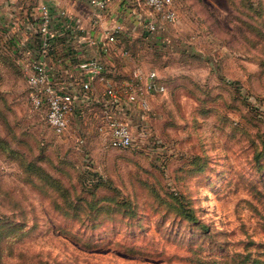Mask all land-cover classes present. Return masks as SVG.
<instances>
[{
	"label": "rangeland",
	"instance_id": "1",
	"mask_svg": "<svg viewBox=\"0 0 264 264\" xmlns=\"http://www.w3.org/2000/svg\"><path fill=\"white\" fill-rule=\"evenodd\" d=\"M174 2L166 35L141 36L165 90L125 148L95 132L96 104L53 132L0 47V264H264V0ZM13 151L62 180L78 209L23 178ZM91 175L111 186L92 189ZM93 191L108 196L98 210Z\"/></svg>",
	"mask_w": 264,
	"mask_h": 264
},
{
	"label": "crops",
	"instance_id": "2",
	"mask_svg": "<svg viewBox=\"0 0 264 264\" xmlns=\"http://www.w3.org/2000/svg\"><path fill=\"white\" fill-rule=\"evenodd\" d=\"M40 4H46L49 8V29L53 33L45 58L50 64L52 74L69 83L76 91L78 88L74 84H78L76 79L81 76L76 67L77 61L93 56L103 59L109 75L120 84L126 76L138 69L152 68L142 60L144 42L141 36L144 35L143 39L156 42L166 35L160 26L158 38L143 34V26L151 17L145 0H108L104 9L95 7L89 0H0V47L8 48L12 53L16 50V57L14 54L13 56L20 66L18 56L21 52L19 53L18 49L34 52L35 56L38 51L39 39L36 29L40 17ZM115 25H120L122 30L118 32L115 42L110 43L109 51L102 53L98 41L105 38L106 29H111ZM89 36L91 42L86 39ZM122 49H127L128 53L123 54ZM147 66L149 68H146ZM156 93L158 92H150L147 95L151 110L160 96ZM101 97L102 85L93 80L92 90L85 98L87 100L77 98L75 115L86 113L89 105L98 106ZM140 112L137 103H128L122 113L132 126L138 127L139 124L145 125L146 122L145 119H140ZM97 123L96 120L93 125L96 133ZM95 132L91 130V134Z\"/></svg>",
	"mask_w": 264,
	"mask_h": 264
},
{
	"label": "built area",
	"instance_id": "3",
	"mask_svg": "<svg viewBox=\"0 0 264 264\" xmlns=\"http://www.w3.org/2000/svg\"><path fill=\"white\" fill-rule=\"evenodd\" d=\"M99 9H104L108 0H89ZM146 6L151 11L150 19L145 22L142 31L147 36H158L159 23L174 21L177 9L174 0H145ZM40 17L36 29L39 35V46L36 56L29 50L19 51L18 58L28 84L29 98L34 109H42L48 126L57 134L63 133L68 125L71 115L77 108V98L85 99L92 90V81L102 85V100H98L97 128L106 139L108 145L113 147H127L132 144L133 133L131 123L123 114L128 103H137L141 111L149 109L150 92H162L164 84L155 69H138L126 76L122 83L109 75L108 67L99 57H88L76 62V67L81 76L76 79L78 91L69 83L55 77L45 55L50 46L53 33L49 29L50 13L46 4H40ZM120 25L106 29L105 38L99 40L102 53H107L110 43L115 42L116 36L121 31ZM91 42V37H86ZM94 42V39H92ZM18 45V44H17ZM127 54L126 49H122ZM87 100V99H85Z\"/></svg>",
	"mask_w": 264,
	"mask_h": 264
},
{
	"label": "trees",
	"instance_id": "4",
	"mask_svg": "<svg viewBox=\"0 0 264 264\" xmlns=\"http://www.w3.org/2000/svg\"><path fill=\"white\" fill-rule=\"evenodd\" d=\"M237 31L244 33L243 29H237ZM228 32H230V31H228ZM143 34L146 35L145 32H143ZM244 34H246V33H244ZM37 37L39 39L38 34H37ZM256 40H257V43L259 44L260 48L264 49V41L261 40L260 37H257ZM255 45H256V42H255ZM38 46H39V43H38ZM15 53H16V50H14V53H13L16 57ZM121 148H125V147H121ZM13 152L17 154L16 157H17L18 162H19L20 171H21L22 175H24L23 178L26 177V174L31 173L30 176H27L28 180L34 181V182L36 181L37 182V183L35 182L36 184L42 185L45 188L50 187V188L54 189L58 193V195H60L59 197H61V199H62V201L61 200L56 201V206H58L61 211H63V212L67 211V214H69V212L71 210L74 212L78 209L79 204L72 201L71 196H73V195L70 196V194L72 193L71 189H69L67 186H65L64 183L62 182V180H60V179L56 178V176L50 174L46 168H44L42 165L36 163V160L31 159V158H26V155L22 154L21 152H18V151H13ZM88 180L91 181V183H89V184L93 185L92 187H94L92 189H97L99 186H103V187L104 186H111L110 184L105 183L104 179L100 176L96 177V176L91 175V178L88 177ZM106 199H108V196L97 195L96 191L95 192L93 191L92 198H91V205H93V208L95 210H98L100 205H98L97 202L99 200L102 201V200H106ZM87 201L89 202L90 199H88ZM175 202H176L175 204L178 206V209L180 207L186 208L184 205V202L182 200L175 201ZM9 225H11V223ZM12 225L15 226V225H17V223L15 222Z\"/></svg>",
	"mask_w": 264,
	"mask_h": 264
}]
</instances>
